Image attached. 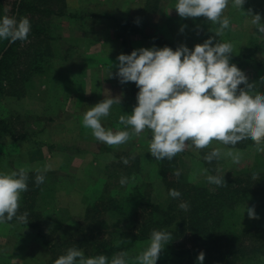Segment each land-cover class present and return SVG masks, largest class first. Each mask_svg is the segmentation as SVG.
<instances>
[{"label":"trees","instance_id":"trees-1","mask_svg":"<svg viewBox=\"0 0 264 264\" xmlns=\"http://www.w3.org/2000/svg\"><path fill=\"white\" fill-rule=\"evenodd\" d=\"M65 9V0H0V17H27L31 22V31L26 41L9 43L8 40H0L1 150L6 149L7 144L20 141L26 136L25 126H22L21 131L15 126L14 120L20 114L5 115L2 106L5 100H20L29 95L35 89L36 79L49 71L55 53L54 47L52 49L55 37L43 16L64 15ZM69 16L78 17L76 14ZM103 17L109 19L119 35L141 38L145 48L168 46L175 50L180 45L189 49L195 45L180 43L172 37L146 28L139 16ZM252 54L253 51H244L242 47V51H233L230 62L242 73L245 66L260 63ZM131 110V102L120 101L114 104L109 115L111 125L115 127L118 123L120 129H123L117 117ZM113 116L116 117L114 121ZM149 137L150 134L147 142L139 145L148 147ZM250 147L255 145L247 141L236 149ZM205 150L210 151L211 147L202 149L198 155L205 173V179L201 182H190L187 179L181 166L184 164L181 153L172 160L157 161L147 148L129 155V161L132 159L128 164L122 162L124 158L128 159V154H115L111 163L105 165L100 194L91 202L85 201L83 211L76 220L69 219V213L67 216L56 214L58 208L55 193L59 180L56 179L57 182L53 176L49 177L45 173L44 183L36 185V172H29L28 190L22 193L18 210V214L28 213V222L21 223L14 218L10 223L34 230L35 239L47 248L48 264H53L55 258L70 247L79 248L85 256L103 254L111 260L117 253L129 252L136 244L150 239L154 229L172 234V240L161 251L167 253L168 257L157 260V264H196L202 254L205 256V264H236L245 261L243 264H263L264 215L260 221L247 217L243 226L239 227L238 224L242 205L249 203V206H257L255 210L264 206V152L256 151L249 165L218 176L225 179L226 183L225 187L216 188L206 177L215 176L217 160L207 162L204 159L207 153ZM177 169L181 172L179 177L174 175ZM143 171L149 176L147 180L142 176ZM254 173L257 174L255 180ZM132 176H139V179L129 180ZM122 177L127 181L124 184L120 183ZM151 177H157L162 184L165 192L162 201L154 198L150 192L152 186L147 181ZM169 189L178 190L181 197L171 198L168 195ZM183 201L189 204L186 212L178 206ZM50 210L54 212L50 213ZM68 220H72V223H67Z\"/></svg>","mask_w":264,"mask_h":264},{"label":"rangeland","instance_id":"rangeland-1","mask_svg":"<svg viewBox=\"0 0 264 264\" xmlns=\"http://www.w3.org/2000/svg\"><path fill=\"white\" fill-rule=\"evenodd\" d=\"M98 2L99 0H69L67 5L70 12L65 9L64 15L43 16L55 37L52 41V49L54 47L55 52L51 58L53 64L45 75L36 79L33 92L20 100H5L2 106L5 115L20 114L18 119L14 120L15 126H18V131L25 126L26 136L20 141L7 144L4 150L0 149V171L10 172L21 167L28 172H36V169L48 166L47 176L59 180V182L56 180L58 182L55 193L58 208L56 214L63 216L70 214L69 219L73 220L80 216L85 201L91 202L100 194L105 165L111 163L115 154L126 153L129 161V155H133L134 151L148 148L139 145L147 142L149 135L147 130L139 136H133L126 144L110 146L96 141L91 131L81 124L84 112L90 105L95 104L89 98L91 94H96L102 99L108 95L119 97L121 102H131L133 108L138 89L133 82L122 84L115 76L117 56L121 53L129 54L133 49L146 46L139 37L120 36L109 19L99 14L106 10H103L105 6H100ZM113 2L109 9L115 7L120 12H128L129 8L128 14L142 18L148 29L172 37L180 43H202L209 36L214 37L213 32L218 28V25L212 24L204 17L181 18L172 8L174 0H113ZM55 10L58 8L55 7ZM86 12L94 13L90 17L96 20H84L88 15L82 14ZM68 13L76 14L78 17H71ZM256 13L264 15V0H244L242 9H237L229 3L224 15L229 18L230 26L217 39L231 42L235 52L242 51V47L244 51H253V58L260 63L245 66L242 73L250 86L264 93V84L259 83L264 80V36L258 35L251 24ZM109 68L112 73L110 76ZM241 90H244V86H241ZM120 116L121 114L117 120ZM109 117L103 119V125L114 130L120 128L118 123L111 127ZM115 119L113 116V121ZM210 147H220L224 152L233 151L224 149L216 141H213ZM234 151L240 155V163L234 165L227 158L217 160L215 176L249 165L253 161L256 148ZM200 152L201 150L186 147L181 153L184 159L181 166L190 182H201L205 179L204 170L198 161ZM142 176L146 180L149 178L146 171L142 172ZM135 179H139V176H132L129 180ZM148 180L152 186L150 189L152 196L162 201L165 192L160 180L157 177ZM247 207L254 209L258 221L264 215V206L260 207L262 210H259L260 208L255 210L257 206L244 204L240 209L239 227L243 226L249 217L247 211L244 212ZM51 212L54 211L50 210ZM69 222L72 223V220L67 221ZM7 227L9 226L0 224V264H48L47 248L35 239L34 230L18 226L17 223L8 229ZM148 242L149 239L127 251L130 264ZM167 257V253H160L158 260Z\"/></svg>","mask_w":264,"mask_h":264},{"label":"clouds","instance_id":"clouds-1","mask_svg":"<svg viewBox=\"0 0 264 264\" xmlns=\"http://www.w3.org/2000/svg\"><path fill=\"white\" fill-rule=\"evenodd\" d=\"M229 3L242 9L244 0H174L172 8L181 18L204 17L218 25L213 32L215 36H209L191 49L185 45L175 50L168 46L141 47L129 54H119L115 76L120 83L133 82L138 89L131 112L119 117V124L124 128L113 130L102 123L110 115L112 106L120 103L119 97L111 95L84 112L82 126L91 131L96 141L110 146L126 144L147 130L148 152L157 161L172 160L186 147L197 151L207 149L213 141L233 151L213 147L204 156L209 163L227 158L238 165L241 157L234 150L247 141L253 142L257 152H264V93L250 86L245 75L230 62L233 44L217 39L230 26L229 18L224 15ZM251 24L258 35L264 36V15L256 13ZM30 31L31 22L27 17H0V40L26 41ZM108 75H112L110 68ZM259 83L264 84V80ZM241 86H244L242 91ZM122 162L129 161L124 158ZM48 170V166L36 169V185L44 183ZM174 175L179 177L180 170ZM256 176L254 173V180ZM206 179L216 188L225 187V179L213 175ZM28 181L29 172L23 168L0 171V224L14 218L27 224L28 213L18 214V210L21 195L28 190ZM125 182L126 178L122 177L120 183ZM168 195L173 199L181 197L176 189H169ZM178 206L185 212L189 209L187 201ZM245 211L249 218H257L252 207ZM171 240V232L152 230L147 246L131 264H157L161 251ZM53 264H130V259L127 252H120L109 260L103 254L85 256L79 248L70 247ZM196 264H205L203 254Z\"/></svg>","mask_w":264,"mask_h":264},{"label":"crops","instance_id":"crops-1","mask_svg":"<svg viewBox=\"0 0 264 264\" xmlns=\"http://www.w3.org/2000/svg\"><path fill=\"white\" fill-rule=\"evenodd\" d=\"M65 3H66V9H67V11H68V8H69V0H65ZM68 4V5H67ZM98 4L100 5V6H105L104 8H102L103 10H106V11H104L103 13H99L100 15H102V17L103 16H106V15H110V16H121V17H131V16H133V15H130V14H128L129 12H130V9L129 8H127V10H128V12H125V11H123V12H120V10H118V9H116L115 7H112L113 9H109V6L110 5H112V4H114V2H113V0H99V2H98ZM68 12H70V11H68ZM79 13V12H78ZM68 14H72V13H68ZM94 13H92V12H86V13H83L82 15H93ZM135 16V15H134ZM103 18H105V17H103ZM92 19H94V20H96L94 17H90V16H88V17H86V18H84V20H92ZM107 19V18H106ZM142 19V18H141ZM141 22L143 23V21L141 20ZM144 25H145V23H143ZM145 27H146V25H145ZM147 28V27H146ZM158 33V32H157ZM160 33V32H159ZM161 34V33H160ZM120 36H125V35H120ZM92 56V57H96V56H93V54H87V56ZM89 98L91 99V101L92 102H94L95 104L96 103H98V102H100L99 100H103L102 98H100V97H98V95H93V94H91L90 96H89ZM98 101V102H97ZM92 105H94V104H92ZM92 105H90V107L92 106ZM54 107H55V105H54ZM48 120H50V119H48ZM111 127H113L112 125H111ZM116 129V128H115ZM114 130V129H113ZM78 136V135H77ZM52 152H54V151H52ZM20 164H22V163H20ZM15 167H17L18 168V166H16L15 165ZM18 169H21V167L20 168H18ZM25 170H27V169H25ZM46 173H48V172H46ZM12 224H14V223H10V222H5V223H2L1 225H8L9 227H7V229L8 228H10V226L12 225Z\"/></svg>","mask_w":264,"mask_h":264}]
</instances>
